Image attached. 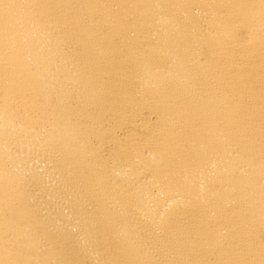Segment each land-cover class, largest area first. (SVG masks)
I'll use <instances>...</instances> for the list:
<instances>
[{
  "label": "bare ground",
  "instance_id": "6f19581e",
  "mask_svg": "<svg viewBox=\"0 0 264 264\" xmlns=\"http://www.w3.org/2000/svg\"><path fill=\"white\" fill-rule=\"evenodd\" d=\"M0 264H264V0H0Z\"/></svg>",
  "mask_w": 264,
  "mask_h": 264
}]
</instances>
